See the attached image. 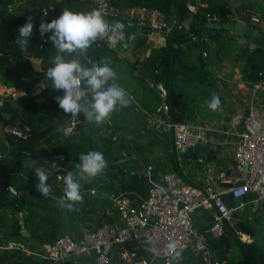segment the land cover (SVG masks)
I'll list each match as a JSON object with an SVG mask.
<instances>
[{
  "label": "crops",
  "instance_id": "crops-1",
  "mask_svg": "<svg viewBox=\"0 0 264 264\" xmlns=\"http://www.w3.org/2000/svg\"><path fill=\"white\" fill-rule=\"evenodd\" d=\"M32 1L37 0H3L0 3L11 6L12 9L27 11L32 5ZM80 1L93 3L92 0ZM108 1L110 6L119 13L118 16L104 15L98 9L96 10L99 11L106 25L115 23L116 19L122 17V14H124V19L127 22V29L124 31L125 38L117 49L109 47L108 42L103 43V45H96L95 43L86 52L84 58L86 62L87 59L89 60V64L93 62L90 58L92 57L95 58V64H108L110 67L114 68L117 76L112 83L126 90L128 93L127 98L133 106L132 108H128L125 105H118L117 109L113 111L104 122L96 125L105 127L109 125L105 128V131H103L104 128H95L96 135L109 136L104 146L100 143L95 144V141H92L90 131L82 140L80 137L81 128L77 131H73L76 125V118L62 115L56 126V130L53 132L55 136L54 141L67 142L70 145L71 157L68 158L64 152H55L48 144H44L41 149H51L50 155L58 153L65 154L68 158V163L65 167L68 171L66 176L74 174L78 179L80 178L77 173L80 171L78 165L80 164L81 154L95 150L101 151L105 155L107 166L102 170L105 172L122 173L124 169L132 171L138 168L146 169L149 165H152L153 173L162 180L166 173L175 172L180 178V181L188 185H205L207 183L216 182L215 178L218 170L230 167L234 161L236 139L230 135L228 139L216 140L215 143L211 144V147L223 144V151L221 154H217L216 159L203 161L190 157L185 158L183 153H181L178 157L181 158L178 160L180 171L174 169L173 156L177 155L173 148L172 141L170 143L158 145L162 148L169 144L170 157L166 155H148L146 154V149L143 148L144 143L149 142V137L147 135L148 130L156 129L152 121L147 117V112L155 110L161 99L158 91L151 83L157 81L156 77L161 72V68L157 67L159 59L165 54L163 49L168 45L169 32L178 21L176 5L171 6L169 15L158 10L164 15V20L168 24L167 28L162 29L166 31V34H147L143 32V28L147 26L138 24L137 19L129 14V11L132 9H139L141 7H128V3L132 0ZM179 1L186 2L188 7L187 14L190 12L191 15L195 14L199 16V18L194 19L193 16L187 15L184 21L178 23L181 29L186 32L187 39L180 44L178 42L174 43V47L177 48L180 46L182 50L177 54L178 57L173 65L174 73L172 87L170 89L166 84L164 85L162 82H158L168 88L172 114L175 113L176 116L179 117L178 121L190 124L194 131H197L200 126H208L212 128L211 130H216L220 132V135H223V130L221 129L224 125H227L230 118L237 112H247L250 107L252 101L251 85L247 77L251 66L248 62L258 53L257 52L248 59L255 50L256 45L252 48L253 42L248 41L235 31L225 29L223 25L229 24L236 19L241 24L254 27L260 32H264V0ZM51 2H53V0H51ZM88 5L89 4H85L84 6L81 3H75L71 6L74 12L88 15ZM222 6L226 7L229 12L227 18L221 23L209 20L205 16L206 11L217 13ZM247 7H254L261 12V24L255 25L250 21H245L240 18L242 12ZM2 12L4 14V19H7L5 16L6 12ZM4 19L0 17L2 32L4 25L7 24L4 22ZM202 22L205 24H202ZM210 25L222 26L226 31L220 33L215 31L210 32ZM37 32L40 36L29 45L28 51L24 54L25 61L18 62L16 57L12 56L13 58L11 57L10 64L6 66L9 67L11 71H6L5 75H1L0 73V100L22 99L23 95H26V90L22 88L21 85L14 83L8 77L9 75L21 78L24 81L31 80L33 77L49 79L46 75L47 71L45 65L46 63L53 65V57L56 54H50V46L46 45L45 49L47 48V50H43L41 48L43 47L41 46L42 43L39 45L36 44L41 37L44 38V35H46L44 34L42 36L38 28ZM213 34L218 35V37L214 39L212 36ZM1 36L3 37L4 35L1 34ZM233 45L239 46V48L241 47V54L238 56L239 61L244 63L241 69L240 64L235 65L227 56H224L225 53L232 50ZM262 47L264 48V37L262 39ZM204 52H207L208 55H205ZM44 53L48 54L45 58L43 55ZM246 53H249V55ZM68 58L70 59L73 57L68 56ZM227 60L229 61L227 62ZM7 78L9 81L6 80ZM48 85L49 86H46L43 90L54 88L52 84L49 83ZM85 91L87 90L85 89ZM214 96L218 97L220 100V104L216 109L209 107ZM89 98L91 97L89 96ZM138 114H140L139 118H137ZM78 118L80 121L85 120L83 115ZM90 122L94 121L87 120V123H85L83 127ZM25 125L31 128L29 124ZM17 126L18 125H4L3 122L0 121V144L2 146H7L5 153L0 151V160L8 159V164H10L16 153L11 154V146L6 134H12L10 128ZM65 131L68 132L67 137L64 136ZM209 131L206 133L208 134ZM111 145H114V148H112ZM154 145L155 144H151V146ZM49 159L50 156L44 160V168ZM169 159L171 161H169ZM17 163L18 161L14 166ZM110 164H120L123 170L118 171V169L114 167L113 170L110 171L108 170V165ZM36 165V159L25 156L22 160V167L24 169L12 172L16 180L22 178L31 181L34 185V191L32 193L27 191L26 197H30V200L26 202L25 206L18 201L19 209L17 214L14 213V205L18 199H21L24 193L23 191H21L20 197L10 195L13 202L11 206L0 201V245L11 240H17L28 243L30 248L40 249L46 244L54 242L59 236L64 234H72L79 237L83 232V226L89 229L98 227V219L103 222L107 219H112L113 222H119V213L110 199V194L112 192H129L134 203L140 200L139 197H146V195L140 191V187L133 185L131 183L132 181L120 182L107 176H104V179H99L103 178V176L99 174L93 178L81 179L82 200L75 202L79 213L77 214L74 212L73 214L77 225L69 230L64 216L66 213V205L69 202L67 198L64 197V182L59 181L55 173H53L55 178H53V181L49 185V195L47 197L42 196L36 187L38 179L33 178L29 172L33 167L36 169ZM45 170L47 171L46 168ZM19 171H22L25 176L18 175L17 173ZM47 172L48 175L52 173L49 171ZM86 183H88V186H84ZM92 189H96V192L93 194L91 193ZM54 201L63 204V213L60 211L59 207L54 204ZM262 201L263 200L256 201L255 197L250 194L237 202L236 205L239 203H243L244 205L234 211L232 220L225 226V236L228 238L230 246L229 248L226 246L215 247V260L212 259L211 248L210 253L203 255L196 251L194 245L181 253L179 258L188 259L189 264H216V262L219 264H247L246 257L250 252H253V249L251 246L248 247L246 245L254 243L256 247L264 250V244L257 242L255 232L247 225L248 222H254L259 225L256 219L257 211L253 209H251L252 211L250 209L245 211V208L248 206L254 207L255 203H261ZM73 210L74 209H72V211ZM86 211H88L89 214L85 215L84 212ZM66 214L68 217L69 214ZM16 216H18L19 219ZM194 221L195 225L199 228L208 225L206 214L204 213L194 215ZM262 225L263 224L259 226ZM18 231L20 232L18 236H22L24 240L14 238ZM233 232L237 233V235L243 233L242 235L246 234L248 236V239H244L243 241L238 235L239 239L245 243V247L237 241V235L235 236ZM39 238L45 239V241L39 242ZM53 238H55L54 241H52ZM214 239L220 242L219 238ZM33 241H36L38 245H35ZM8 253L9 264L22 263L27 256H30L19 250L8 251ZM32 260L31 258L27 264H31ZM261 264H264V261Z\"/></svg>",
  "mask_w": 264,
  "mask_h": 264
},
{
  "label": "built area",
  "instance_id": "built-area-1",
  "mask_svg": "<svg viewBox=\"0 0 264 264\" xmlns=\"http://www.w3.org/2000/svg\"><path fill=\"white\" fill-rule=\"evenodd\" d=\"M92 1L102 14L118 16L119 13L110 6L108 0ZM50 8L42 5L39 11L49 16ZM129 14L134 16L140 25L159 30L168 27L164 15L158 10L141 7L132 9ZM205 16L218 23L224 20L215 12L206 11ZM240 18L255 25L262 23V14L254 7L245 8ZM108 26L109 32L105 40L101 41L103 43L108 42L107 37L119 32L124 33L127 29L124 14ZM46 41L47 38L44 37L41 46ZM121 42L122 40L114 49H117ZM254 47L253 43L252 48ZM204 54L208 55L207 52ZM87 63L89 64L88 59ZM259 76L260 78L251 84L252 101L247 112L235 113L227 123L228 129L225 132L236 139L234 161L230 167L218 170L216 182L188 185L180 181L177 173L168 172L163 179L168 189L152 183L147 196L139 197L137 203L132 201L129 192L118 191L110 194V199L119 213V222H104L93 229L83 226V232L78 239L72 234H64L40 249L30 248L24 241L11 240L0 245V251L19 250L30 256H40L48 260L49 264H65L69 260H76L80 256L87 257L92 253L96 254L97 264H111L117 247H120V258L126 264H160L159 258H164L163 264H174L175 255L167 249L170 241L177 243L180 254L193 245L198 253H210L207 232L210 231L213 238L220 239L225 234V226L232 220L234 211L244 205L239 203L229 207L224 199L225 194L232 193L236 198L251 194L256 201L264 200V68L259 72ZM151 84L158 91L161 100L155 110L147 112V117L156 129L171 135L178 157L185 149L203 141L207 142L206 132L212 128L200 126L194 131L190 124L176 120L172 114L168 88L158 81ZM30 129L26 125L17 126L10 128V132L25 135ZM67 163L66 155L58 153L50 155L45 168L55 173L59 181L64 182ZM52 165H55V168ZM152 170L153 166L149 165L146 169H124L122 173L152 174ZM17 174L25 176L22 171ZM5 189L11 196L21 195V191L14 184L6 186ZM95 192L96 189L91 190L92 194ZM200 208L208 210L212 216V222L204 233L195 225L193 218V213ZM129 242L134 246L132 249L125 246ZM142 249L152 251V260H148L141 253Z\"/></svg>",
  "mask_w": 264,
  "mask_h": 264
},
{
  "label": "trees",
  "instance_id": "trees-1",
  "mask_svg": "<svg viewBox=\"0 0 264 264\" xmlns=\"http://www.w3.org/2000/svg\"><path fill=\"white\" fill-rule=\"evenodd\" d=\"M3 0H0L2 2ZM39 2V5H47L50 8V15L46 16L45 18L39 17V16H31V17H22V16H13L10 19H4L3 12L0 11V17L4 19V22H6L9 27L6 32V34L2 37V27H0V73L1 75H4L6 71H11L9 67H6L11 62V57H16L18 62L25 61L24 54L28 51L29 45L36 41V39L40 36V34L37 32V28H39V24L42 21L50 22L51 20L57 18L59 15H61L62 11L64 10H71L74 11L72 8V4L75 3H81L85 6V4H89L88 11L89 14L92 12H99L96 10L95 4H91L90 2H82L80 0H37ZM172 5H176L177 10V17L178 21L173 26L172 30L168 34V45L166 48L163 49L164 55L160 57L158 66L161 68V72L159 75H157L156 80L162 82L164 85L166 84L167 87L171 89L172 85V78H173V65L176 61V58L178 57L177 54L181 52V47L178 46L177 48L174 47V43L178 42L179 44L187 39L186 32L181 29V27L178 25L179 22L184 21L186 16H190L191 13L188 12V7L186 5V2L179 1V0H132L130 3H128V7L138 6V7H145L151 10H160L164 14L169 15L170 14V8ZM229 10L222 6L220 7V10L217 12L220 14L224 20L227 18ZM53 15V16H51ZM194 19L199 18V16L192 14ZM31 18L34 20V27H33V34L29 39V45L26 50H21L20 47L16 43V38L19 35V28L23 26L27 20ZM223 25V24H222ZM225 32L226 30L222 26L218 25H210V32ZM44 37L47 38V41L43 43V47H41L43 50L45 49V46L51 47V53L50 54H57L56 48L52 41L49 39V36L51 33H45ZM214 39L218 37V35L213 34L212 35ZM96 45H103V42L97 41ZM47 50V48L45 49ZM55 52V53H54ZM249 55V53H246ZM44 58L48 54L44 53ZM92 56V55H91ZM176 56V57H175ZM12 57V58H13ZM92 63L90 65L92 66L95 64V58H92ZM71 59V58H70ZM248 64L251 66L250 71L248 72V81L250 82V85L257 81L260 76L259 72L264 68V49L259 51L249 62ZM46 71L50 69L53 65L50 63H46ZM9 81V79H6ZM20 87V86H19ZM21 88V87H20ZM62 92L60 90H57L55 88H48L43 90L38 95H29L27 104H26V110L22 111V109L14 107V106H0V121L3 122L4 125H18L23 126L25 124H29L31 126V129L28 133L22 136H16L7 133L6 136L10 142L11 146V154H15L18 150V147H20L23 150H28L32 152H36L42 148L44 144H48L52 150L55 152H64L67 157H71L70 152V145L67 142L63 141H54L55 136L53 135V132L56 130V126L59 122L60 117L63 115V113L59 110L58 103H57V97L61 96ZM174 117L176 120H179V117L176 116L175 113ZM7 146L0 144V151L4 152L6 151ZM177 155V154H176ZM105 156V155H104ZM25 156H20L18 163L12 168H8V159L0 160V179L3 181L4 186H8L10 184H15L17 188L20 191H23V195L21 199L18 201L21 202L23 206H25L26 202L30 200V197H26L27 191L33 192L34 191V185L29 180L24 179H14L15 176L12 175V172H15L16 170H22L24 169L22 167V160ZM178 158V155L176 156ZM110 161V160H109ZM174 162V169L177 171L179 170V164L176 161V158L173 157ZM120 164H110L108 165V170L112 171L113 168H117L118 171H122V166L120 167ZM31 176L33 178H37L35 175V167L29 171ZM65 174H68V171H64ZM156 173V171H155ZM79 175V172L77 173ZM53 178H55V175L53 173H50L48 175V181L47 185L49 186L51 182L53 181ZM114 181L113 179H111ZM136 187H140V191L147 196L149 187L152 185L150 181L137 179L131 182ZM84 186H88V183L84 184ZM72 209H74L72 211ZM79 213V210L77 208L76 203L74 202V206L72 208H68L66 206V213L69 214V216H73V214ZM85 215L89 214L88 211L84 212ZM97 223L99 226H101L104 222L97 220ZM245 228V227H244ZM243 230V229H242ZM246 230V229H245ZM248 232V231H246ZM18 235H20V232H17ZM233 234L236 236L237 233L233 232ZM43 237V234H42ZM18 239L24 240L22 236H18ZM237 241L245 247V243L241 241L236 236ZM55 238L52 239L54 241ZM33 240V239H31ZM36 240V239H35ZM45 239L39 238V242H44ZM35 245H38L36 241H33ZM213 244L215 247H221L226 246L229 248V240L225 236V234L220 238V242H217V239H214ZM127 248L132 249L134 246L130 243L125 245ZM246 246L252 247V253L250 252L246 257V263L247 264H261L264 261V250L261 248H258L255 246L254 243L247 244ZM120 247H117L112 255V264H126L119 255ZM9 253L8 251L0 252V264H9ZM33 259L31 264H49L48 260L43 259L40 256H27L22 263L17 264H27V262L30 259ZM65 264H97L96 262V254L92 253L91 255L84 257L80 256L76 260H69ZM176 264H189L188 259L185 258H179L176 261Z\"/></svg>",
  "mask_w": 264,
  "mask_h": 264
},
{
  "label": "clouds",
  "instance_id": "clouds-1",
  "mask_svg": "<svg viewBox=\"0 0 264 264\" xmlns=\"http://www.w3.org/2000/svg\"><path fill=\"white\" fill-rule=\"evenodd\" d=\"M33 27L34 20L29 18L19 28L16 43L22 51L29 45ZM38 30L42 36L51 33L49 39L57 51L53 57V66L48 69L46 75L52 81V86L63 93L57 97L58 107L63 115L72 118L83 115L86 120L100 124L118 105H127L130 102L126 90L111 83L117 76L114 68L108 64H93L91 68H86L80 63L92 45L97 41H104L109 32V26L105 24L99 12L85 15L66 9L50 22L42 21ZM107 38L108 46L115 48L125 38V34L119 32ZM68 56L73 58L69 59ZM219 104V98L214 96L209 107L216 109ZM64 136H68L67 131ZM106 166L107 161L101 151L93 150L81 154L78 165L80 178L74 174L64 178V197L69 201L66 205L68 208H72L74 202L82 200L80 180L95 177ZM52 167L55 168V165ZM36 176L38 192L47 197L50 192L47 185L48 172L41 166L36 169ZM177 248L175 241L167 244L168 252L175 256L180 255Z\"/></svg>",
  "mask_w": 264,
  "mask_h": 264
},
{
  "label": "water",
  "instance_id": "water-1",
  "mask_svg": "<svg viewBox=\"0 0 264 264\" xmlns=\"http://www.w3.org/2000/svg\"><path fill=\"white\" fill-rule=\"evenodd\" d=\"M31 4L32 5H31V7H29V10L21 11L19 9H12L11 6L0 3V11L6 12L5 16L7 19L11 18L13 15H17V16H39L42 18L46 17L45 15L40 13V11H39L40 5H39L38 1H32ZM51 16H53V15H51ZM202 24H205V23L202 22ZM223 27L225 29H229V30H232V31L239 33L240 35L245 37L248 41H251L256 45L255 50L249 56L248 59H250L252 56H254L257 52L264 49L262 47V39L264 37V32H260L259 30L255 29L254 27L241 24L236 19H234L229 24H224ZM7 29H8V25L5 24L3 27L2 35H5ZM143 32L147 33V34L148 33L149 34L150 33L166 34L165 30H159L158 28H154L151 26L144 27ZM42 41H43V37H41L36 44L39 45L42 43ZM80 63L82 66H84L86 68L90 67L89 64L85 61L84 57L80 60ZM8 77L14 83L21 85V87L26 90V95H23L22 99L15 98L12 100H8V99L0 100V106L1 105H3V106H14V107L22 109V111L26 110V103H27L29 95H38L42 92V90L46 86H49L48 85L49 83L52 84V81L50 79H43L40 77H33L31 80H28V81H24L21 78H17V77L11 76V75H9ZM125 106L128 108H132L133 105L131 104V102H129ZM75 121H76V125L73 128V131H77L78 129L82 128L85 123H87V120L80 121L79 118H76ZM222 129L224 131L223 135H220V132H218L216 130H210L208 134L206 133V135L208 137L207 142L203 141V142H200L196 146L185 149L183 151V155L185 156V158L190 157V158L199 159V160H203V161L216 159L217 154L218 153L221 154L223 151V144H219L215 147H213V146L211 147V144L215 143L216 140L228 139V136H229L225 132L228 129V126L224 125V127ZM147 135L149 137V143L150 144L162 145L165 143H170L172 141L171 136L168 133H166L165 131H162L160 129H149ZM50 154H51V149H49V148L41 149L38 152H32V151H28V150H23L20 147H18V151L16 152V155L12 158V160L9 164V168L11 169L14 166V164L18 161L20 156H27V157H32V158L36 159V161H37L36 169H37L38 167L43 166L44 160L47 157H49ZM36 169H35V173H36ZM98 174L101 176H107V177L116 179L117 181H120V182H131V181L137 180V179L147 180V181H150L151 183L162 186L164 189H168L166 183L162 179H159L154 173H152V174L143 173L140 175L139 174L132 175V174H123V173H113V172L101 171ZM248 195H250V194H248ZM245 196H247V195H245ZM245 196L236 198V197H233L232 193H228V194L224 195V199L226 200V203L229 207H234L237 204V202L242 200ZM0 201L7 203L9 206H11L13 204L11 196L6 191L5 186L3 184V181L1 179H0ZM54 204L59 207V209L62 213L64 212L63 204L56 202V201H54ZM201 213L206 214V219L208 222V225H204L200 228V231L202 233H204L205 230L209 227V225L212 222V216L208 212V210L200 208L193 213V218H194V215H196V214L199 215ZM64 216L67 217V214L65 213ZM104 222L112 223L113 221H112V219H107V220H104ZM207 234L209 237V245H210V248L212 251V259L215 260V246L213 244L214 238H213L212 233L210 231H208ZM74 238L78 239V237L76 235H74ZM129 243L131 244V242H129ZM141 253L148 260H152V258H153L152 251H150L148 249H142ZM176 261H177V256H174L173 263L176 264ZM159 262H160V264H163L164 258H159Z\"/></svg>",
  "mask_w": 264,
  "mask_h": 264
},
{
  "label": "rangeland",
  "instance_id": "rangeland-1",
  "mask_svg": "<svg viewBox=\"0 0 264 264\" xmlns=\"http://www.w3.org/2000/svg\"><path fill=\"white\" fill-rule=\"evenodd\" d=\"M240 54H241V47L239 48V46L233 45L232 50H229L227 53L224 54V56H227V58H229V60L231 62H233V64H235V65L240 64V69H241L242 65L244 66V63L240 62L239 59H238V56ZM229 60H227V62ZM139 117H140V114H138L137 118H139ZM116 121H118V120H116ZM114 123L117 124L116 122H114ZM96 125H97V123L90 122L86 126L82 127L80 129V132H81V136L80 137L83 140L84 136L87 133H89V131H90L92 141H95V144L100 143V144H102V146H104L105 142L108 141V137L109 136L96 135L95 134L96 133L95 128H97V127H98V129L104 128L103 131H105V128L108 127L109 125H107L106 127L105 126H96ZM93 130H95V131H93ZM129 144H130V142H129ZM111 147L114 148V145H111ZM143 148L146 149V154H148V155H150V154L155 155V156L166 155V156L170 157V152H169L170 145L169 144H167V146H164V147L161 148L158 145L151 146V144L149 142H146V143H144ZM173 157L176 158L177 162H178L179 159H181V158H177L176 156H173ZM169 161H171V160L169 159ZM99 179H104V176H103V178H99ZM263 203H264V200L261 203H255L254 207H249L248 206V207L245 208V211H247L248 209L256 210L257 211L256 212V214H257L256 215L257 222L259 223V225L263 224L262 226H259V225H257V223H254V222H248V224H247L255 232L256 240L260 244H264V206H263ZM18 209H19V202L17 200L15 202V205H14V213L15 214H17ZM16 217L18 218V216H16ZM65 221H66V224H67L69 230H71V228H73L74 226L77 225V222H76L75 218L72 215L68 216V217H65ZM198 221H199V219H198ZM238 235L240 236L241 240L244 241L243 235L241 233H239ZM17 237H18V234H15L14 238H17Z\"/></svg>",
  "mask_w": 264,
  "mask_h": 264
},
{
  "label": "bare ground",
  "instance_id": "bare-ground-1",
  "mask_svg": "<svg viewBox=\"0 0 264 264\" xmlns=\"http://www.w3.org/2000/svg\"><path fill=\"white\" fill-rule=\"evenodd\" d=\"M243 234V233H242ZM244 239H248V236L245 234L243 235Z\"/></svg>",
  "mask_w": 264,
  "mask_h": 264
}]
</instances>
